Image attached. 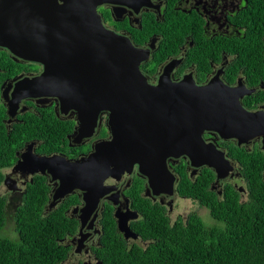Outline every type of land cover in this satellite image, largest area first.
<instances>
[{"label": "flooded vegetation", "instance_id": "obj_1", "mask_svg": "<svg viewBox=\"0 0 264 264\" xmlns=\"http://www.w3.org/2000/svg\"><path fill=\"white\" fill-rule=\"evenodd\" d=\"M96 13L104 29L127 39L134 48L146 51L147 59L140 62L139 70L148 85L157 86L165 76L172 84L187 83L197 88L213 85L234 90L235 103L244 113L264 108V0H109L98 6ZM43 74V64L24 60L0 48V143L8 139L14 148L7 165L0 168V198L10 205L20 203L30 186L43 183L48 188V202L44 206L47 213L66 203V199L70 204L73 202L65 213L78 226L75 234L63 240L68 249L64 264H103L96 252L104 233L102 218L107 209L115 224L116 213L128 217L130 230L142 218L143 210L152 206L162 209L170 222L186 221L189 214L199 216L200 211H206L197 200L178 193L183 175L192 185L199 179L206 182L212 178L208 190L218 201L226 197L228 189L236 191L240 203L246 200L243 167L230 156L226 145L264 156L260 141L255 138L238 145L234 139L223 140L213 132L204 131L201 135L204 143L222 151L232 166L225 178L217 179L214 170L206 166L192 167L183 156L167 158L168 174L164 178L172 176L173 181L169 190L161 187V183L151 187L134 165L128 173L114 179L115 204L106 197L115 193L108 188L112 180L107 178L103 180L104 185L90 188L101 196L93 219L98 235L94 241L80 245L77 215L85 203L84 195L74 188L50 207L60 188V180L55 176L63 171L59 165L61 160L66 163L86 160L101 143L110 141L107 115L100 113L91 135L74 141L79 129L76 113L65 111L62 115L55 99L44 102V94L41 98L35 93L39 91ZM48 124L54 130H49ZM55 129L59 131L60 143L50 144L49 137L40 136L55 133ZM136 194L142 199L143 208L136 203ZM184 201L192 209L185 215H175L178 203ZM74 209L76 213H72ZM134 214L136 218L132 219L130 216ZM202 217H207L206 212ZM135 234L136 239H124L126 246L149 244Z\"/></svg>", "mask_w": 264, "mask_h": 264}, {"label": "water", "instance_id": "obj_2", "mask_svg": "<svg viewBox=\"0 0 264 264\" xmlns=\"http://www.w3.org/2000/svg\"><path fill=\"white\" fill-rule=\"evenodd\" d=\"M108 2L0 0V48L44 65L35 93L41 98L44 94V102L55 99L62 115L76 113L79 129L74 141L91 135L100 113L107 115L110 141L101 143L86 160H61L63 171L55 176L60 188L50 207L74 188L84 195L77 215L80 245L98 235L93 219L101 196L90 188L104 185L103 180H112L108 188L115 193L106 197L115 204L114 179L134 165L151 187L161 183L169 190L173 181L172 176L164 178L167 158L183 156L192 167L206 166L223 179L232 166L222 151L204 143V131L234 139L238 145L257 138L264 152V108L244 113L235 103L234 90L172 84L166 76L157 86L148 85L139 70L146 51L110 33L100 22L96 8ZM115 216L124 239H136L128 217Z\"/></svg>", "mask_w": 264, "mask_h": 264}, {"label": "trees", "instance_id": "obj_3", "mask_svg": "<svg viewBox=\"0 0 264 264\" xmlns=\"http://www.w3.org/2000/svg\"><path fill=\"white\" fill-rule=\"evenodd\" d=\"M48 126L54 130L51 124ZM58 134L55 129V133L40 136L49 137L53 144L60 143ZM13 150L8 139L0 143V168L7 165ZM226 150L243 167L241 174L247 190L243 203L232 189L226 190L222 201L214 198L208 190L212 178L206 182L199 179L192 185L183 175L178 193L204 206L213 224L207 225L195 213L189 214L186 221L170 222L162 209L152 206L144 209L142 218L131 226L149 244L126 246L107 209L97 258L103 264H264V156L259 152L245 153L233 145H226ZM47 193L45 184L34 183L20 203L10 205L0 198V231L11 220L17 237L0 236V264H64L68 249L63 240L75 234L78 226L65 213L73 202L66 199V203L47 213ZM134 199L142 206L137 194Z\"/></svg>", "mask_w": 264, "mask_h": 264}, {"label": "rangeland", "instance_id": "obj_4", "mask_svg": "<svg viewBox=\"0 0 264 264\" xmlns=\"http://www.w3.org/2000/svg\"><path fill=\"white\" fill-rule=\"evenodd\" d=\"M178 204H179V207L175 211V215H177V214L185 215L187 212H189L192 209L191 205H189L188 201L180 202ZM204 211L199 212V216L201 213L200 217L203 220V222L206 223L207 225L213 224V220L210 218L209 212L207 210L205 211L207 214V217H202V215L205 214ZM0 236L6 237L9 239H13L15 237V231L13 229V222L11 220L6 221L5 227L0 231ZM15 238H17V237H15Z\"/></svg>", "mask_w": 264, "mask_h": 264}]
</instances>
